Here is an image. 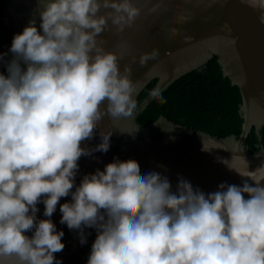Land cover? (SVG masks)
Segmentation results:
<instances>
[{
	"label": "clouds",
	"instance_id": "obj_1",
	"mask_svg": "<svg viewBox=\"0 0 264 264\" xmlns=\"http://www.w3.org/2000/svg\"><path fill=\"white\" fill-rule=\"evenodd\" d=\"M241 3L264 24V0ZM37 4L39 28L32 20L13 37L7 75L0 72V264H60L64 232L51 220L58 204L60 223L78 230L81 244L85 228L96 230L87 264H264V162L251 169L243 155L222 159L243 183L207 194L183 178L172 191L167 176L141 174L134 159H114L75 184L80 158L110 149L105 117L127 118L137 107L132 68L121 70L124 56L106 50L102 34L123 33L141 8L133 0ZM158 55L141 54L140 66ZM98 129L100 143L82 146ZM41 202L47 219L37 217Z\"/></svg>",
	"mask_w": 264,
	"mask_h": 264
},
{
	"label": "water",
	"instance_id": "obj_2",
	"mask_svg": "<svg viewBox=\"0 0 264 264\" xmlns=\"http://www.w3.org/2000/svg\"><path fill=\"white\" fill-rule=\"evenodd\" d=\"M133 3L141 15L132 27L123 33L113 28L102 37L106 50L124 56L121 70L125 64L131 66L137 107L127 118L105 117L101 127L112 131L110 149L81 157L75 184L114 159H134L141 174L167 176L172 191L179 178L206 194L217 191L221 183L241 186L243 179L220 161L236 154L243 155L251 169L264 162V24L259 13L241 0ZM156 3L160 10L150 13ZM37 9V0H0V54H4L0 72L5 75L13 58L9 51L13 37L32 20L39 28ZM154 48L159 50L157 58L140 66V55ZM99 130L82 146L94 148L100 143ZM233 165L243 168L244 161L235 160ZM70 201L69 195L60 204ZM37 207L38 219H47L44 204ZM61 215L58 204L51 220L57 231L64 232L65 247L56 259L60 264H87L96 230L85 228L86 243L81 244L79 231L61 224Z\"/></svg>",
	"mask_w": 264,
	"mask_h": 264
}]
</instances>
